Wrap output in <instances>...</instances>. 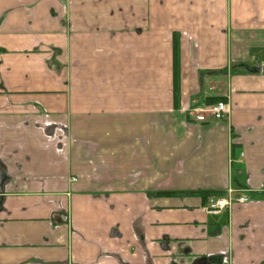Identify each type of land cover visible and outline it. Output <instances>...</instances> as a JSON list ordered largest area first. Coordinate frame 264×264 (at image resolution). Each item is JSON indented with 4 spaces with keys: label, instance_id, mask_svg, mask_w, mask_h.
Wrapping results in <instances>:
<instances>
[{
    "label": "crops",
    "instance_id": "crops-1",
    "mask_svg": "<svg viewBox=\"0 0 264 264\" xmlns=\"http://www.w3.org/2000/svg\"><path fill=\"white\" fill-rule=\"evenodd\" d=\"M2 175L0 264H264V0H0Z\"/></svg>",
    "mask_w": 264,
    "mask_h": 264
},
{
    "label": "built area",
    "instance_id": "built-area-1",
    "mask_svg": "<svg viewBox=\"0 0 264 264\" xmlns=\"http://www.w3.org/2000/svg\"><path fill=\"white\" fill-rule=\"evenodd\" d=\"M231 112L230 104L226 101H219L205 107H199L194 110V117L197 122L206 123L209 118L216 120L226 119ZM247 197H238L233 190H229L228 195L222 198L210 197L208 200L207 211L210 213H219L222 210L230 209L234 204H246Z\"/></svg>",
    "mask_w": 264,
    "mask_h": 264
},
{
    "label": "flooded vegetation",
    "instance_id": "flooded-vegetation-1",
    "mask_svg": "<svg viewBox=\"0 0 264 264\" xmlns=\"http://www.w3.org/2000/svg\"><path fill=\"white\" fill-rule=\"evenodd\" d=\"M4 176L2 175V176H0V183H3L4 184Z\"/></svg>",
    "mask_w": 264,
    "mask_h": 264
},
{
    "label": "water",
    "instance_id": "water-1",
    "mask_svg": "<svg viewBox=\"0 0 264 264\" xmlns=\"http://www.w3.org/2000/svg\"><path fill=\"white\" fill-rule=\"evenodd\" d=\"M247 69L250 70V71H257L254 68H247Z\"/></svg>",
    "mask_w": 264,
    "mask_h": 264
},
{
    "label": "trees",
    "instance_id": "trees-1",
    "mask_svg": "<svg viewBox=\"0 0 264 264\" xmlns=\"http://www.w3.org/2000/svg\"><path fill=\"white\" fill-rule=\"evenodd\" d=\"M216 101L218 102L219 100H216ZM217 102H216V103H217ZM213 104H214V103H213Z\"/></svg>",
    "mask_w": 264,
    "mask_h": 264
}]
</instances>
